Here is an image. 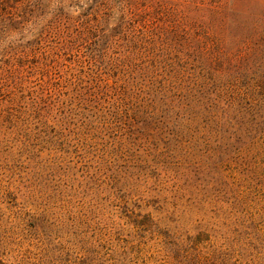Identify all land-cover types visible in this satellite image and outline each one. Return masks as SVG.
I'll return each mask as SVG.
<instances>
[{"label":"rangeland","instance_id":"1","mask_svg":"<svg viewBox=\"0 0 264 264\" xmlns=\"http://www.w3.org/2000/svg\"><path fill=\"white\" fill-rule=\"evenodd\" d=\"M98 1L33 0L41 7L35 16L0 39V48L26 45L45 28L27 53L40 57L32 66L49 67L59 92L46 106L61 120L53 135L47 127L37 137H0V264H264L263 117H243L233 131L212 136L201 127L197 135L177 127L171 136L156 126L161 111L175 113L166 86L125 99L124 108L103 98L97 87L121 81L134 62L144 59L149 69L150 56L167 55L152 40L160 33L154 24L143 28L133 18L121 28L120 0ZM238 4L242 19L264 13V0ZM93 18L102 19L97 32L109 42L101 52L93 38L73 43L80 20ZM184 24L196 39L204 38L203 25L221 29L205 9L192 10ZM67 67L99 75L79 83L81 108L63 81ZM58 94L73 99L71 111ZM260 102L263 116L264 95Z\"/></svg>","mask_w":264,"mask_h":264},{"label":"trees","instance_id":"2","mask_svg":"<svg viewBox=\"0 0 264 264\" xmlns=\"http://www.w3.org/2000/svg\"><path fill=\"white\" fill-rule=\"evenodd\" d=\"M99 1L98 5L112 3L111 0ZM240 1L244 0H120L119 27L130 23L133 18L138 24L142 22L143 28L155 27L160 33H155L152 40L167 56H150L149 69L144 67L145 60L140 58L143 61L134 62L136 69L126 71L121 81L114 80V84L106 82V87H97L102 97H111L113 105L120 104L124 108V100L133 96L143 97L141 91L147 89L149 96L153 91L154 94L158 91L161 94L162 91L166 99L170 97V107H175V113L171 116L167 110L161 111L159 115H164V119L157 120L156 126L167 130L171 136L177 127L195 135L201 127L202 133L212 136L222 131H233L234 125L242 123L245 118L263 117L260 124L264 122V115L257 114L263 109L260 101L264 94L256 97L260 83L264 84V13L254 22L253 19H242ZM40 8L33 0H0V39L22 28ZM202 9L217 14L221 29L203 25L204 38L196 39L190 28L186 29L184 21L190 17L192 10ZM80 22L84 29L83 32L76 30L74 44H78L80 39L87 41L93 38V47H100L99 52L108 46L105 34L97 32L102 19L93 18L90 22L89 19H81ZM237 26L240 32L236 30ZM179 28L181 32L178 33ZM44 29L43 26L36 28L31 33L32 40L26 45L14 46L9 43L0 48L4 56L0 63L2 138L22 135L37 137L43 135L47 127L53 135L57 131L54 124H60L61 120L54 118L50 110L52 108H48L49 99L57 96L59 88L48 77L46 62V68H36L30 62L33 61L39 67L40 57L30 60L27 53L30 47L40 42ZM145 33L141 30V36H145ZM172 35L176 38L169 41L168 37ZM144 50H147L146 47ZM89 59L98 66L93 54ZM103 59L100 57L101 62ZM64 72L63 81L76 91L74 100L80 97L79 83L83 85L86 78L95 79L99 76H89L88 73L81 75L71 67L65 68ZM158 85L160 89L163 86L167 88L160 91ZM87 88L89 90L91 87ZM80 99L82 102V97ZM76 101L77 107L81 108V102ZM58 102L59 105L69 104V111L73 109V99L62 98L58 94ZM117 109L116 112L121 114L127 111ZM255 121L253 118V123ZM189 125L193 126L194 131L188 128Z\"/></svg>","mask_w":264,"mask_h":264}]
</instances>
